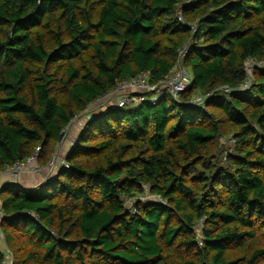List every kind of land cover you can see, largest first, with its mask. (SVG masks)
Listing matches in <instances>:
<instances>
[{
	"label": "trees",
	"instance_id": "16d2710c",
	"mask_svg": "<svg viewBox=\"0 0 264 264\" xmlns=\"http://www.w3.org/2000/svg\"><path fill=\"white\" fill-rule=\"evenodd\" d=\"M187 45L178 101L93 113L51 181L0 189L13 264H264V67L222 91L264 64V0H0V172L37 148L48 166L78 115Z\"/></svg>",
	"mask_w": 264,
	"mask_h": 264
},
{
	"label": "built area",
	"instance_id": "2783aa9c",
	"mask_svg": "<svg viewBox=\"0 0 264 264\" xmlns=\"http://www.w3.org/2000/svg\"><path fill=\"white\" fill-rule=\"evenodd\" d=\"M181 19L182 18L180 16L179 20L182 21ZM192 31L194 33L196 32V28L194 26L192 27ZM188 48L189 45L183 47L179 51L177 65L169 75V77L165 80L159 82L158 84H152L149 74L142 73L135 78L117 83L114 91H112L105 97L98 99L94 105L99 106L100 104L110 103L112 100H114L115 106L118 108H135L145 102H157L158 98L164 93H169L173 99L178 101L181 95L190 90L192 87L191 75L183 65L188 54ZM262 67H264V64L262 62L253 59L247 60L245 63L247 80L245 81L244 85L236 87L234 89L231 87H223V93L230 94L233 90H248L252 85V77L254 72ZM210 96L211 95H198L193 99L192 104L204 107L207 99ZM74 145L75 142H71V147H73ZM39 154L40 148H37L33 156L29 157L23 162H17L15 165L8 168L7 172H9L13 176H18L25 172L40 175L43 172L44 167L38 162ZM62 162L64 167H68L66 160ZM57 163L58 159L57 161L53 159L49 165L50 167L55 168L57 166ZM158 200L162 201V198L158 196ZM1 216L2 212L0 210V218ZM0 249L4 253V260L2 264H12L13 254L6 248V243L2 234L1 227Z\"/></svg>",
	"mask_w": 264,
	"mask_h": 264
},
{
	"label": "rangeland",
	"instance_id": "374dc122",
	"mask_svg": "<svg viewBox=\"0 0 264 264\" xmlns=\"http://www.w3.org/2000/svg\"><path fill=\"white\" fill-rule=\"evenodd\" d=\"M183 65L186 68V70L188 71V73H190L188 68L186 67L185 63ZM114 106H115V101L112 100L110 103L100 104L99 106H95V105L93 106L92 105L87 110H85L83 113L78 115L72 121V123L65 129V131L63 133L64 134L63 140L60 141L56 145L55 150H54V154L52 156V160L55 159V161H57V159L59 157V154H58L59 147H61L62 143L70 142L71 140H73L72 139L73 137L75 138L78 135V134L74 135L76 132H78L76 130V127L82 128V130H83L85 128V126L87 125V123L89 122L90 118L93 117L92 116V115H94L93 113H95V115H99L100 113H105L107 109H109L110 107H114ZM217 115L219 116V118L222 117L221 114H219L218 112H217ZM221 132H222V135L217 140L216 145H215V147H216L215 151H218V154H217L218 159H217L216 163L219 166L226 167L227 166V161L225 160V156L227 154V151H229V153H231V154H235L236 153V152H234L235 143L236 142L234 140V137H233L232 133H229V131H227V130H222ZM139 198H140L141 201H147L149 199H155V197L150 195L149 193H146V195H144L143 197H139ZM131 202H132L131 200H128V204H131ZM202 225H203L202 222H198L197 225H196V228H197L198 233L200 235H201ZM6 248L10 252L12 251V248L8 244H6ZM11 253H13V252H11ZM12 264H13V261H12Z\"/></svg>",
	"mask_w": 264,
	"mask_h": 264
},
{
	"label": "crops",
	"instance_id": "0c3cea01",
	"mask_svg": "<svg viewBox=\"0 0 264 264\" xmlns=\"http://www.w3.org/2000/svg\"><path fill=\"white\" fill-rule=\"evenodd\" d=\"M76 130L78 132H76L74 135H78L75 138L73 137V140H71L70 142L62 143L61 147H59L58 163L55 168L50 167V165L43 166L44 170L40 175L25 172L18 176H13L9 172H7V170L2 171L0 172V189L4 186H21L25 189H33L51 181L57 175L59 170L64 167L62 161L65 160L67 154L71 149V142L76 140L79 134L82 132V128L76 127Z\"/></svg>",
	"mask_w": 264,
	"mask_h": 264
},
{
	"label": "water",
	"instance_id": "95a60500",
	"mask_svg": "<svg viewBox=\"0 0 264 264\" xmlns=\"http://www.w3.org/2000/svg\"><path fill=\"white\" fill-rule=\"evenodd\" d=\"M64 134H62L61 140H63Z\"/></svg>",
	"mask_w": 264,
	"mask_h": 264
}]
</instances>
